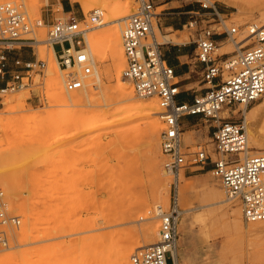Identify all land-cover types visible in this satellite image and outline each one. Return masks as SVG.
Wrapping results in <instances>:
<instances>
[{
    "label": "rangeland",
    "instance_id": "1",
    "mask_svg": "<svg viewBox=\"0 0 264 264\" xmlns=\"http://www.w3.org/2000/svg\"><path fill=\"white\" fill-rule=\"evenodd\" d=\"M23 1L31 17L44 19L40 26L34 28V33L29 34L37 40L38 38L43 40H33L31 46L18 51L26 59L42 57L47 60L49 45L46 39L49 26L54 18L69 17L70 14L65 13L64 9H67L70 3L73 5V13L80 20H88L90 12L99 8L86 10L80 2L74 0H48V2L38 0L39 10L32 11L30 8L32 0ZM122 1H130L131 12L136 8L137 0ZM217 1L223 16L228 17L226 21L228 27H240L236 34L237 40L246 35L245 27L248 24L262 23L260 12L264 10V0L252 5L239 0L238 6ZM169 7L168 4L157 6L158 16H164V11ZM162 21L163 18L158 17L161 33L156 39L160 44L167 41L164 35L169 31L162 25ZM106 26L110 25H98L92 28H95L94 30H89L101 48L104 47ZM81 27H84L83 23ZM212 27L218 25L213 24ZM121 28L122 26L120 30ZM189 31L186 27L184 32L186 39L189 37ZM222 42L223 45L216 49L215 55H233L238 52L237 44L232 38L227 37ZM249 42L242 43V46H246ZM69 45L70 43L66 41L56 43L54 47L56 51H60ZM93 58L96 67L102 70L104 84L99 89L100 93L93 94L92 100L88 103L68 106V111L61 113L67 106L63 107L61 102L52 98L53 90L49 86L51 75L47 71L44 78V95L47 99L39 101L41 87L37 85L40 82L38 77L34 78L35 85L32 88L6 92L1 97V102L3 101L0 103L1 124L4 125L9 119L18 121L17 127L10 130L13 132L0 130V153H14L11 154L12 156L5 154L8 157L4 165L14 171V174L7 179V183L10 186L11 183L13 184L15 193H12L15 195L4 189L1 182L0 189L5 193L9 211L20 215L22 222L19 227L7 228L9 245L0 244V256L7 254L9 250L19 252L22 249H25L26 256L23 260L8 259L9 261L0 264H106L104 255L107 245L112 247L134 243L133 252L136 248L144 247L143 227L152 223L159 228L160 223L159 217L146 218L148 211L158 204L167 210L173 204L175 197L181 210L180 219L185 217L188 225V235L184 239L179 233L178 250L181 264H264V223L255 225L246 222L240 201L227 197L221 180L209 168L190 171L196 168L190 166L182 169L184 178L179 186V193L182 190L180 194L175 176L164 173L166 156L160 147V132L164 123L159 115L161 108L157 97H140L134 90L133 100L145 103L153 101L151 103L156 105L157 115L162 123L157 149V160L164 179L161 185L162 199L159 202H151L143 211L139 210V203L144 195L152 196L154 182L148 167L150 149L146 141L145 124L141 119L133 117L128 121L124 120L125 122L119 121L120 123L112 125L110 123V126L109 124L106 126L108 121L102 119L103 124L97 125L98 128L94 127L79 133L78 128L82 124L80 121L65 128L67 130L62 128L65 120L74 113L81 114L83 116L81 120L84 122V116L98 115L101 112L106 115L104 118L112 120L113 113L124 104V101L118 97H106L116 85L114 76L106 74V70L113 66L112 59L101 60L97 55ZM125 65L124 59L122 71ZM96 67L87 77L88 79L94 78ZM62 75L63 72H59V77L62 78ZM122 77L132 85L130 81L124 79L123 73ZM20 94L25 96L22 101L24 106L19 105L20 107L13 112H3L10 103L5 99ZM261 101H264V97L252 102L248 109L255 107ZM24 114L30 115L28 117L30 120H26ZM101 116L102 114L99 115L100 118ZM232 116L238 120L241 118V113L236 112ZM23 125H27V128ZM188 129L182 137L189 151L194 150L198 143H205L210 150L213 148L208 124L203 122L199 128L191 126ZM248 146V151L264 150V115L253 123ZM108 173L113 174L111 178L108 177ZM16 183L18 187H14ZM215 189L220 190L223 196L217 197ZM167 196L170 199L168 204L164 201ZM233 210L241 211L240 220L244 227L250 229L248 233L241 232L234 225L237 215ZM26 214H30V217ZM141 216L145 218L142 219ZM26 221L29 225L31 223L30 227H33V230L29 229L22 239L20 229L25 226ZM1 228L6 226L0 225ZM71 240L75 242L77 240V243L72 244ZM180 241H183L182 245ZM9 247L11 249H8ZM71 260L74 263L70 262ZM110 264H113L112 259Z\"/></svg>",
    "mask_w": 264,
    "mask_h": 264
},
{
    "label": "built area",
    "instance_id": "2",
    "mask_svg": "<svg viewBox=\"0 0 264 264\" xmlns=\"http://www.w3.org/2000/svg\"><path fill=\"white\" fill-rule=\"evenodd\" d=\"M160 1L137 0L135 11L124 21L121 39L126 61L122 71L124 78L132 83L138 96H155L159 100V114L164 123L160 132V147L166 156L164 169L178 177L185 167H196L190 171L209 168L221 180L227 197L240 201L246 222L264 221V152L247 153L245 124V110L264 97V24H248L246 35L237 40L240 27H228V17L219 10L218 1L197 0L203 12H193L187 27L199 32L197 59L204 63L203 80L208 87L192 102L176 103L179 90L174 68L167 63L161 44L151 36L154 19L159 17L156 8ZM69 14L66 19L54 18L47 37L58 67L63 70L67 92L81 89L84 79L96 67L84 33L102 21L104 11L93 9L88 20ZM42 20V17H31L23 0H0V103L6 92L32 88L35 77L40 79L37 83L41 87L39 101L47 99L44 78L48 61L38 57L26 59L18 52L36 40L29 34L42 24ZM213 24L218 27H212ZM221 35L232 38L239 45L236 54L215 55L220 42L216 37ZM245 40L250 42L242 46ZM66 41L69 46L55 50L56 43ZM240 105H243L238 110L241 118L237 120L232 115ZM226 108H230L229 113L222 116L221 111ZM189 115H201L203 122L208 124L213 142L211 150L205 143L196 144L192 151L185 146L182 119ZM158 212V240L136 248L130 256L131 264H176L181 213L176 197L167 210L160 205ZM21 222L20 215L9 211L5 193L0 189V225L6 226L0 229V244L9 245L8 229L19 227Z\"/></svg>",
    "mask_w": 264,
    "mask_h": 264
},
{
    "label": "bare ground",
    "instance_id": "3",
    "mask_svg": "<svg viewBox=\"0 0 264 264\" xmlns=\"http://www.w3.org/2000/svg\"><path fill=\"white\" fill-rule=\"evenodd\" d=\"M74 1L80 2L81 5H83V7L86 10L92 9L95 7H99L101 9H103V11L105 10L104 11V17H103L102 21L99 22L98 24L92 26L88 30H86L84 33V37H85V41L87 43V49H88L90 55H92V56L97 55V57L100 58L101 60H104L107 58L112 59L113 66L111 68L108 67L109 69L106 70V74L110 75L111 77L114 76V78L116 79V85H114L115 87L113 88V90L111 91L110 94L106 95V97H118L124 101V104H122V106L120 107L119 110L116 109L118 111L113 113V117H112L113 119L112 120L109 119L111 122L108 119L104 118L105 114H103L102 112H101V114H102L101 118L99 117V115H101V114L93 115V116H87V117L84 116L85 122L83 120H81L83 118V116L81 114H75L74 113L73 115H71V117H69L68 119L65 120L66 122L63 123L64 125L62 128L63 129L69 128L70 126H73L76 123V121H80V123H82V124L78 128V133H79V132H82V131L96 127L97 125L102 123L101 122L102 119L108 121L107 124L104 121V125L106 124V126H107L109 124V126H110V123H111V125L114 123L117 124V122H119V121L125 122L124 120L128 121L129 119H131L133 117H139L141 119L142 123L145 124V132H146V137H147L146 141H147L149 149H150V152L148 151L150 153V156L148 157L149 158L148 167H149V171L151 174V179L154 182V191H153L152 196L149 197V195L148 196L144 195L143 198L141 197L142 200L139 203V207H138L139 210L140 211L146 210V208L148 206H150L151 202H159L162 199L161 185L163 184L164 179H163V176L161 173L160 163L157 160L158 136H159V131H160V127H161L162 123L160 122V119H159L160 114L157 115L158 110H157L156 105L151 103L153 101H151L150 103H145V102H137V101L133 100L134 88L128 82L124 81L123 77H122V68H123L122 63L124 62L125 55H124V50L122 47L120 26H122V28H123V22L125 21V19L129 15H131L135 11V9H133V11L131 12L130 7H132V5H131L130 1H122V0H74ZM219 1L224 2V3H228V4H232L235 6L239 5V0H219ZM260 1L261 0H244V2L248 3L249 5L255 4V3L260 2ZM46 2H48V0H46ZM242 2H243V0H242ZM39 6H40V4H39L38 0H32V4L30 6L32 11H38ZM260 19L262 21V24H264V10L262 12H260ZM155 21L156 22L153 23V30H152V34H151V36L153 38L159 37V35L161 33L160 32L161 29H160V26L158 24V18ZM108 24L110 26L109 27L106 26L107 28H105L106 36L104 38V47L101 48L99 46V42L97 40L93 39V36L91 35V32H89V30L90 29L94 30L95 28L94 29H92V28L96 27V26L98 27V25H108ZM164 38H165V40L169 41L170 39H172V35H168V34L164 35ZM42 40L43 39H39V38L37 40V38H36V41H42ZM248 41L249 40H245L243 43L248 42ZM222 45H223V43L219 44L218 49ZM236 47L240 48L239 45H236ZM40 58L44 59L42 57H40ZM47 61L49 63L48 68H47V72L50 73V75H51L50 79H49V86H50V89L53 90L52 91V93H53L52 98L54 99V101L61 102V104L64 105L63 107L67 106V108L63 109L61 111V113L68 111L67 110V109H69L68 106H72V105H76V104H82L83 105L85 103H88L89 101L92 100L93 94L100 93L101 90H99V89H101L103 87V84H104V80H103L104 78L102 77V74H101L102 70L100 71L96 67L97 71L95 72V76L93 79L92 78L91 79L90 78L84 79V85L81 89L67 93V91L65 92V90H64V84H63V79H62L63 77L62 78L59 77V72H63V70L59 69L58 64L55 60L54 50L51 46H48ZM24 98H25V96H23V94H20L19 96L5 99V100H7V102H10V103H9V106L3 112H13L18 107L24 106V104H22V101ZM117 100L119 101V99H117ZM17 102H18V104H16ZM1 103H3V101ZM242 107H243V105L238 106L237 108L234 109V112H238V110ZM107 110L105 112H107ZM229 110H230V108H226L222 111L224 112L225 115H227L229 113ZM160 111H159V113H160ZM222 111H221V114H222ZM103 112H104V110H103ZM224 114H222V116H225ZM24 115L22 116L23 118H24ZM262 115H264V101L259 102L255 107H252L250 109L247 108L245 110V124H246V128H247V134L249 137L251 136V133H252L253 123L257 119L261 118ZM25 117H27L26 118V120H27L28 117H30V115H28V116L25 115ZM160 117L163 118L161 115H160ZM16 119H17V117H16ZM26 120H23V121H26ZM28 120H30V119H28ZM1 121H2V118L0 117V130H2V131L13 132L10 130H13L14 127H17L16 122L18 120H14V119L10 120L9 119V120H7V122L5 121L4 125L1 124ZM81 121H83V122H81ZM137 121H138V118H137ZM17 124L20 125L19 123H17ZM22 124H24V123H22ZM23 126H25V125H23ZM25 127L27 128V125ZM96 128H98V127H96ZM65 130H67V129H65ZM17 131H19V130H17ZM75 132H76V130H75ZM249 137H248V140H249ZM114 148H116V147H114ZM248 149H249V146H248ZM259 152H264V150L261 149V150L247 151V153H249V154H256ZM5 154L11 155L14 153H8V152L0 153V182L2 183V186L4 187V189H7V191H11V194L13 195L15 193L14 188H12L13 184L11 183L12 186L8 185L7 179L9 177H11L12 174H14L13 173L14 171L12 169H10L9 167H6L4 165V162L8 157ZM114 170H115V168H114ZM164 173H168V172L166 171ZM111 175H113V174L108 173L109 178H111ZM183 178H184V175L182 173H180L178 175V177L177 176L175 177V183L178 187V189H177L178 193H179V186H180V183L183 180ZM118 180H119V178H118ZM14 185H16L14 187H18L17 183ZM71 186H72V184H71ZM102 186H104V184H102ZM180 189H181V187H180ZM180 191L182 192V190H180ZM12 192H14V193H12ZM67 193L69 194L70 192L67 191ZM215 193H216L217 197L223 196L222 192L218 189H215ZM16 196L18 197V195H16ZM12 199H13V197H12ZM164 201L166 204H168L170 202L169 196H167L164 199ZM160 205L161 204H158L153 209L149 210L146 218L159 217L158 209H159ZM77 206H79L78 203H77ZM233 211L237 215V217L234 221L235 222L234 225L236 226V228L241 230V232H247L248 233L250 229L247 227H244L243 224L241 223V220H240L241 211L240 210H233ZM233 211H232V213H233ZM26 216L30 217V214H26ZM141 218L144 219L145 217L141 216ZM94 219H96V218H94ZM81 220L83 221L82 218H81ZM118 220H120V219H118ZM250 223H255V225H256L259 223H264V221L250 222ZM30 225H31V223H30ZM30 225H29L28 221H26L25 226H23L20 229L22 239L25 237V234L28 233L29 229H30V231L33 230V227L31 228ZM178 230H179V233L181 234L183 239L188 235V225H187L185 217L180 219L179 225H178ZM143 233L145 236V242H144L143 246L146 247V246L153 244L156 241V238L159 235V228L157 225L149 223L147 226L143 227ZM104 234H106V233H104ZM98 238H100V237H98ZM21 241H23V240H21ZM107 242H109V241H107ZM73 243L74 244L77 243V240H76V242L72 241V244ZM101 243H102V241H101ZM182 244H183V241H180V245H182ZM105 246H106V244H105ZM108 246L109 245H107V247ZM107 247L105 248V255H104V258L106 260V264H110L111 259L113 260V264H131L130 256H131L133 249L135 247L134 243L133 244H127V245H116V246H112V247L110 246L108 248ZM8 249H11V248L9 247ZM25 254H26L25 249H22L19 252L18 251L15 252L14 250H9L7 252V254L0 256V263H4L5 261H9L8 259H13V260L16 259L17 260V258H20L21 260H23V259H25V256H26ZM175 256H176V264H181L180 259H179V250L178 249H177ZM102 260H103V258H102ZM70 262H72V260ZM72 263H74V262H72Z\"/></svg>",
    "mask_w": 264,
    "mask_h": 264
},
{
    "label": "crops",
    "instance_id": "4",
    "mask_svg": "<svg viewBox=\"0 0 264 264\" xmlns=\"http://www.w3.org/2000/svg\"><path fill=\"white\" fill-rule=\"evenodd\" d=\"M168 4L164 11L162 25L167 28L172 39L160 45L162 53L169 65L174 68V78L179 92L175 97L176 103L192 102L198 94H203L208 84L203 80L204 63L197 59L198 31H189L188 39L184 32L193 12H203L197 0H161L157 5ZM64 5V4H63ZM65 13H73V5L64 9ZM159 24V23H158ZM201 26V25H200ZM222 44L226 35L216 37ZM187 118V120H186ZM201 115H189L182 119L183 133L189 127H201Z\"/></svg>",
    "mask_w": 264,
    "mask_h": 264
}]
</instances>
